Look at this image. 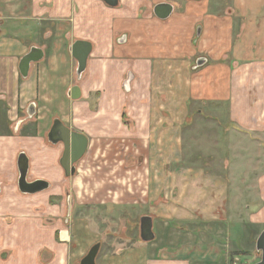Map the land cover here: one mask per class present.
I'll return each instance as SVG.
<instances>
[{
    "label": "crops",
    "instance_id": "obj_1",
    "mask_svg": "<svg viewBox=\"0 0 264 264\" xmlns=\"http://www.w3.org/2000/svg\"><path fill=\"white\" fill-rule=\"evenodd\" d=\"M233 2L243 20V29L234 41L229 35L225 40L219 34L206 38L202 29L196 43L201 50L211 47L200 69L189 67L192 63L186 59H173L169 45L171 25H164L169 28L167 44L158 41V27L165 31L158 21L166 22L172 16L162 21L153 15V7L163 1L119 0L117 7L110 8L102 0H0V64H19L32 47L43 52V58L36 63L40 69L31 64L28 76L20 75L19 87L17 80L0 83L1 90L11 92L5 96L9 108L6 114L0 107V192L17 187L21 153L28 160L27 181L42 179L55 186L64 177L59 165L62 147L50 146L47 141L52 123L58 119L87 138L82 159L90 149L103 144L106 148L112 144L114 148L137 150L135 153L139 151L145 159L132 161L131 173L141 169L150 182L156 178L152 175L156 166L152 160L159 158V178L173 182L170 195L175 192V200L179 201L174 206V217L197 221L199 247L194 256L192 251L189 255L161 244L155 246L153 254L145 253L146 246H142V254L113 255L105 259V264H229L223 247L226 245L219 242H223L221 226L230 222L237 238L242 236L237 226L244 227L246 220L259 223L264 211V0ZM123 36L126 40L118 43ZM77 40L88 41L92 46L78 82L81 102L69 96L76 75V68L70 66L76 64L70 47ZM12 50L14 54L24 52L13 58L9 54ZM227 52L233 58L228 57V62L224 61ZM179 53V49L175 50V54ZM206 64L217 66L209 70ZM222 64L239 65L229 69V65ZM189 69L208 72L190 82ZM127 80L129 93L123 89ZM192 98L208 104L212 101L214 106L217 102L219 107L216 111L210 108V118L198 110L191 127L187 108ZM31 104L35 112L29 117ZM18 108L27 118L15 124L11 134L8 120L10 115L16 117ZM207 122L212 123L213 130L207 128ZM172 133L176 135L173 143L178 145L180 156L175 160L177 167L172 164L173 168L166 171L167 163L173 161L167 156L173 144ZM216 133L227 134L233 143L232 146L225 138L232 157L219 152L224 144L220 146ZM190 151L195 152L194 158L187 156ZM142 163L147 164L146 170ZM12 168L15 175L8 174ZM252 197L263 201V209L251 210L248 201ZM253 217L258 218L252 220ZM168 230L162 237L169 235ZM17 231L15 237L19 236L20 227ZM154 234L157 242L159 236L155 231ZM61 236L68 239L66 231ZM20 260L24 258L19 257L16 264H22Z\"/></svg>",
    "mask_w": 264,
    "mask_h": 264
},
{
    "label": "rangeland",
    "instance_id": "obj_2",
    "mask_svg": "<svg viewBox=\"0 0 264 264\" xmlns=\"http://www.w3.org/2000/svg\"><path fill=\"white\" fill-rule=\"evenodd\" d=\"M158 1L170 3L173 6L171 18L163 23L158 21L160 26L171 25L172 39L169 45L173 49V59L179 60V57L180 59H186V61L192 63L188 64L191 68L195 65L197 59L210 54L211 46L208 43L204 50L199 48L198 42L196 43L197 27H200L201 31L204 29L206 38L219 34L225 40L226 36L229 35L233 41L237 39V34L243 29L244 23L241 17L237 15L239 11L234 5V0H204L202 2L154 0L155 3ZM152 18L154 19V17ZM228 18L231 20L227 21ZM215 19H219L220 22ZM218 25H222L220 29ZM227 28L229 29L228 34H226ZM158 29V41L165 43L169 40L167 37V32L169 33L167 29L169 28L164 26L162 29H165V31ZM162 37L163 41H161ZM177 49L180 51L179 54H175ZM16 52L18 53L14 54V50H12V53L9 54L13 58H18L24 51ZM214 55L217 54L214 53ZM225 56L224 61L227 62L230 60H228V57L232 58L228 52ZM210 59V62L213 63L214 59L211 57ZM238 61L239 59H237ZM241 62L243 61L241 60ZM222 65L224 67L229 65V69H232L233 66L239 64ZM17 66L18 64H15V62L14 64H0L1 84L11 81L15 83L17 80L19 87L22 80ZM32 66L38 70L40 69L39 64ZM70 66L72 69L76 68V64ZM216 66L217 64H209L206 68L210 70ZM200 69H203V67H200ZM206 70L189 69L191 71L190 82L195 81L197 76L201 77L203 73L206 74L208 72ZM73 79L75 85L79 86L80 83H78L76 75H73ZM128 88L130 89L129 86ZM129 91L126 92L129 93ZM10 93L9 89H0V107L3 114H6L9 109L6 105L5 96L11 95ZM81 100L80 97L78 100L73 101L81 102ZM201 102H196L194 98L189 102L187 120L192 123L191 127L194 126L198 110H201L202 113H205L204 116L210 118L208 115V111L212 110L210 108H214L216 111V107H219L217 102H215V106L212 101L209 104L206 100ZM220 106L222 107L223 104ZM16 113V117L6 115L9 117L11 134L15 132V124L27 118L21 108H18ZM126 118H124L125 125L128 124ZM223 121L222 119V123ZM207 123H209L207 128L213 130L212 123ZM216 135V140L220 146L224 144V148L219 147V152L232 157L229 149L230 139L227 134L216 133ZM175 136V133L171 134L172 143ZM167 137L170 140L169 136ZM202 141L205 143V140ZM230 144L233 146V143L230 142ZM105 146L106 144H103L101 147L90 149L87 157L81 159L75 165L77 171L73 177L67 179L61 177L55 186L48 182L49 187L45 191L33 195H23L15 186L13 190L6 189L4 192H0V264H16V260L21 256L24 258V260H20L22 264H79L88 250L96 243L101 245L97 256V264H105V259L113 255L132 256L138 252V254H142V251H140L142 246H146L145 253L149 254L150 252L153 254L155 246L159 247L161 244L175 247L173 249L178 248V250L187 251L189 255L191 251L193 256L196 254L195 250L199 247L196 238L198 233L197 221H194L195 219L185 221V219L174 217V211L177 210L174 206L179 201L175 200L177 196L175 192L170 195L173 182H163L159 178V172H162L159 158H156V162L152 160L156 164L153 167L154 173L152 175L156 178H152L154 181L150 179V182H148L141 169L138 172L131 173L132 161L138 158L142 161L145 156L140 155L139 151L135 153L137 150L114 148L112 144L109 148ZM177 146L173 143L169 147L170 149L167 150V156L173 161L167 163L166 171L173 168L172 164L176 166L175 160H178L180 156ZM122 150L123 154L121 153ZM194 151L188 153V150L187 156L194 158ZM243 153L241 155L247 158V154ZM233 157L235 158V154H233ZM137 162L139 163V161ZM142 165L145 164L142 163ZM146 167L147 164L144 166L145 170ZM125 171L131 174H126ZM15 173L14 168L11 172H8L9 175H15ZM56 193L59 195H55ZM248 203L251 204L253 212L263 209L261 199L258 201V199L252 197ZM142 216L152 217L155 226L153 232L155 231L159 236L157 242L154 240V242H142L140 240L139 220ZM263 217L264 211L260 217L262 221H259V223L246 220L244 221V224H246L244 227L242 225L237 226L242 235L237 238L232 234L235 231L234 228H231L230 222L221 226L223 229L220 230L223 231L221 240L223 242H219L226 245L223 247H226L224 249L227 252V262L229 264H254L260 260V253L256 251L255 243L264 229ZM257 218L253 217L252 220ZM201 221L199 219V222ZM19 227L20 234L15 237L14 233L19 232L17 231ZM166 228H169L170 231H167L169 235H166L165 239L162 237V233ZM207 230L209 231V228ZM64 231L68 234L66 241L61 236ZM247 233L251 234L250 238ZM237 235L239 234L237 233Z\"/></svg>",
    "mask_w": 264,
    "mask_h": 264
},
{
    "label": "water",
    "instance_id": "obj_3",
    "mask_svg": "<svg viewBox=\"0 0 264 264\" xmlns=\"http://www.w3.org/2000/svg\"><path fill=\"white\" fill-rule=\"evenodd\" d=\"M110 8H115L119 4V0H102ZM192 2H200L202 0H189ZM152 13L158 20H166L173 13V6L170 3H158L153 9ZM201 34V28L197 27L196 37ZM126 37L119 39L118 43H123ZM91 43L88 41L77 40L70 47V54L76 61V77L79 82L85 72L87 60L91 53ZM43 58V52L39 48L32 47L27 54L22 56L18 64V71L22 78L28 76L31 64L39 62ZM205 59L199 58L195 62V67L203 66ZM129 81L124 84V89L129 90ZM69 96L72 100H78L81 97L79 86H73L69 91ZM34 105L28 107L27 115L32 117L34 115ZM47 141L52 145H61L62 153L59 159V165L64 172L66 178L72 177L75 174V165L83 158L87 150L88 140L82 133L70 130L60 120L55 119L47 134ZM18 180L17 187L23 195H33L48 189L47 181L37 179L27 181L28 160L23 153L18 158ZM139 238L142 242H151L155 239L153 232V219L151 216H142L139 220ZM100 243L94 244L80 260L79 264H96V259L100 250ZM255 248L260 253V260L254 264H264V229L256 239Z\"/></svg>",
    "mask_w": 264,
    "mask_h": 264
},
{
    "label": "flooded vegetation",
    "instance_id": "obj_4",
    "mask_svg": "<svg viewBox=\"0 0 264 264\" xmlns=\"http://www.w3.org/2000/svg\"><path fill=\"white\" fill-rule=\"evenodd\" d=\"M75 167H76V166H75ZM76 171H77V170H76ZM76 171H75V173H76ZM74 175H75V174H74ZM72 177H73V176H72ZM64 178L67 179L65 176H64Z\"/></svg>",
    "mask_w": 264,
    "mask_h": 264
}]
</instances>
